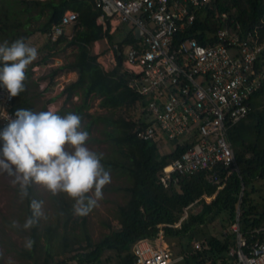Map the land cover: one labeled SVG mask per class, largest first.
Listing matches in <instances>:
<instances>
[{
    "label": "trees",
    "instance_id": "1",
    "mask_svg": "<svg viewBox=\"0 0 264 264\" xmlns=\"http://www.w3.org/2000/svg\"><path fill=\"white\" fill-rule=\"evenodd\" d=\"M66 10L75 11L77 21L70 26V33L52 39L50 29ZM221 13L228 18L222 19ZM99 14L100 10L89 0H0V43L22 37L30 46L42 43L39 50L44 52L29 65L26 90L13 98L14 112L20 108L35 111L34 99L42 93L33 89L39 78L32 76L31 67L42 66L49 58L68 50L64 63L42 78L53 84L55 76L76 73V78L55 97L64 95L67 101L78 96V102H72L67 112L79 114L82 120L86 118L87 126L99 127L105 140L117 147L121 158H104L102 163L127 181L123 189L128 196L116 210L117 226H111L98 240H92L88 233L79 236L65 229L59 231L57 224L38 222L27 230L26 238L33 241L31 249L23 246L21 255L29 258L26 264H134L133 243L141 238L154 240L161 232L163 240L174 241L177 255L183 256L176 264H234L235 258L228 252L235 246V233L228 228L237 213L239 231L248 244L260 236L251 232L264 226V196L256 197L257 182L264 183V82L251 95L247 115L228 132L235 166L218 169L223 187L215 193L217 185L208 182L203 172L179 176L177 181L171 179L165 185L160 180L163 166L183 152L187 144L160 153L157 141H167L163 135L151 140L137 137L136 128L144 123L145 99L128 86L121 56L105 70L91 51L94 41L102 39L110 45L118 43L119 49L125 43V39L119 41V33L102 30L96 23ZM42 16L44 20L40 22ZM231 18L240 25L242 35L256 30L259 41L264 43V0H211L198 12L185 37L205 44L213 39L217 28L231 24ZM255 64L257 68L264 64V47ZM93 97L99 98V107L105 112H88ZM51 100L54 97L47 101ZM122 107L125 111L120 110ZM135 107L140 109L136 118L126 112ZM226 171L229 174L225 178ZM28 192L24 199L26 218L31 215V186ZM191 204L181 219L184 208ZM85 217H80V221L84 222ZM193 240L200 242V249L192 247Z\"/></svg>",
    "mask_w": 264,
    "mask_h": 264
},
{
    "label": "built area",
    "instance_id": "2",
    "mask_svg": "<svg viewBox=\"0 0 264 264\" xmlns=\"http://www.w3.org/2000/svg\"><path fill=\"white\" fill-rule=\"evenodd\" d=\"M89 1L100 10L96 23L102 30L119 33V41L125 39L121 49L118 43L110 45L107 39L94 41L93 45L96 60L105 70L121 56L128 86L145 99L144 123L136 128L137 137L151 140L160 134L173 149L187 144L183 152L163 166L161 182L166 185L179 176L203 172L208 182L217 185L216 193L224 185L218 169L235 166L228 132L247 115L251 95L264 82V64L255 67L264 47L258 32L242 35L240 25L231 18V24L217 28L213 39L205 44L185 37L198 12L211 0ZM77 16L72 10L63 12L50 29L51 38L65 34V27L73 25ZM220 17L228 18L225 13ZM100 42L105 43L104 53L98 52ZM99 53L103 55L98 56ZM40 67L32 66V74L36 75ZM58 76L53 78V84L43 75L38 76L40 90L56 87L62 91L65 82L59 79L66 76ZM65 81H69L68 77ZM13 98L0 86V130L6 126L7 117H14ZM160 143L166 144L159 139L157 145ZM228 174L226 171L225 178ZM191 206L184 208L181 219ZM237 221L238 213L229 226L235 233V246L228 252L235 258L234 264H264V226L251 232L260 236L248 244ZM191 244L195 249L201 248L199 241ZM131 250L134 264H176L183 257L173 256L161 232L154 240H136Z\"/></svg>",
    "mask_w": 264,
    "mask_h": 264
},
{
    "label": "clouds",
    "instance_id": "3",
    "mask_svg": "<svg viewBox=\"0 0 264 264\" xmlns=\"http://www.w3.org/2000/svg\"><path fill=\"white\" fill-rule=\"evenodd\" d=\"M37 57V48L22 37L0 43V86L10 98L26 90V71ZM7 120L0 130V174L13 178L21 202L28 198L31 184L37 183L52 195L66 193L74 201V216L89 215L103 199L111 175L102 163L103 153L87 146L90 133L82 127V117L73 112L61 115L51 108L39 112L20 108ZM42 204L36 199L30 201L31 215L22 225L24 230L32 229L44 218ZM12 226L21 227L16 220ZM32 244L27 238L25 247L31 249Z\"/></svg>",
    "mask_w": 264,
    "mask_h": 264
},
{
    "label": "rangeland",
    "instance_id": "4",
    "mask_svg": "<svg viewBox=\"0 0 264 264\" xmlns=\"http://www.w3.org/2000/svg\"><path fill=\"white\" fill-rule=\"evenodd\" d=\"M44 17L42 16L39 21H43ZM34 25H37V21L33 22ZM71 27L67 25L65 27V32L70 33ZM120 38V34H118ZM118 38V37H117ZM31 43V42H30ZM38 50V57L44 53L40 51L39 48L42 46V43L32 45ZM91 51L95 53L96 45H92ZM98 52H106L105 43L100 42ZM69 51L61 53V55L49 58L44 65L40 67L35 76H41L48 74L53 68L61 65L67 59ZM103 55L101 53L98 56ZM105 60V59H104ZM109 68V67H108ZM107 68V69H108ZM63 79H59L61 82H65L63 85L66 86L69 82L76 78V73L70 71ZM57 76L56 78H59ZM68 77V82L65 79ZM46 78V77H45ZM55 82V81H54ZM58 82V80L56 81ZM55 82V83H56ZM36 92H40L42 88H39L37 85L33 87ZM59 93L56 90V87L50 88L49 90L42 91L34 99L35 111H46L48 109H54L59 111L58 113L64 115L68 109L73 105L72 102H78V96L76 99L71 98L67 101L64 99V95L57 96ZM50 97H54V100L47 101ZM121 111H125V108H120ZM106 110L99 107L98 99L95 97L89 100V113H102ZM126 112L131 113L134 118L139 116L140 109L138 107L131 108L126 110ZM86 118L82 120V127L90 133V140L87 146L97 152H101L104 155V158H121V154L117 147L106 141L105 138L101 135L99 127L97 126H87L85 125ZM164 145L161 143L158 144L160 153H168L173 150V147L170 144H167L166 140H162ZM178 143V142H177ZM0 146H2V141H0ZM66 149L71 151V145H66ZM111 182L103 189L104 197L99 201L98 205L93 209V211L85 217V221L81 222L80 217L74 216L72 214V204L74 201L67 196L66 193H59L57 195H52L43 185L32 183L31 184V200L36 199L42 201V211L44 212V218L39 220L40 225L46 224H57L58 230L61 231L65 229L66 231L73 232L79 236H82L84 233H88L92 240H98L104 233L108 232L112 227L117 226L115 220L117 206L122 204L128 194L124 191V186L127 184V181L123 175L110 169ZM12 177L6 174H0V264H26L29 262V258L25 259L21 255L22 247L25 246L27 230L22 228V225L26 219L24 211V200L21 202L18 195V186L13 187ZM256 197L261 198L264 196V183L257 182ZM197 210V207H193ZM19 221L21 227H13L12 221ZM229 229V228H228ZM210 230V229H209ZM166 246L171 250L173 256H178V247L174 241L171 243L165 241ZM26 260V261H25ZM105 264V263H102Z\"/></svg>",
    "mask_w": 264,
    "mask_h": 264
}]
</instances>
